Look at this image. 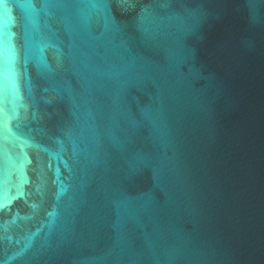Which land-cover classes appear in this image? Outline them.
<instances>
[{"label": "water", "instance_id": "95a60500", "mask_svg": "<svg viewBox=\"0 0 264 264\" xmlns=\"http://www.w3.org/2000/svg\"><path fill=\"white\" fill-rule=\"evenodd\" d=\"M0 264H264V0H0Z\"/></svg>", "mask_w": 264, "mask_h": 264}]
</instances>
